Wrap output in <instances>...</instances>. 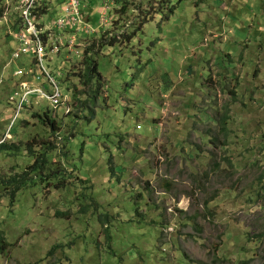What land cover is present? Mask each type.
<instances>
[{
    "label": "rangeland",
    "instance_id": "obj_1",
    "mask_svg": "<svg viewBox=\"0 0 264 264\" xmlns=\"http://www.w3.org/2000/svg\"><path fill=\"white\" fill-rule=\"evenodd\" d=\"M161 1L115 0L103 26L90 4L98 34L77 38L116 43L88 84L83 54L12 60L0 17V140L19 148L0 179L53 148L14 200L0 182V264H264V0ZM19 67L71 112L35 94L16 114Z\"/></svg>",
    "mask_w": 264,
    "mask_h": 264
},
{
    "label": "built area",
    "instance_id": "obj_2",
    "mask_svg": "<svg viewBox=\"0 0 264 264\" xmlns=\"http://www.w3.org/2000/svg\"><path fill=\"white\" fill-rule=\"evenodd\" d=\"M94 1H98L102 6V26L111 24V17L107 22L104 16L109 12L112 16L115 0H0L3 5V8H0L1 17L14 20L16 47L12 52V60L31 57L33 65L45 69V60H51L53 55L60 54L65 49L80 56L86 45L79 41L77 33L91 35L99 31V28L92 25L95 8L90 4ZM29 73L34 75L35 71L30 69ZM15 76L26 78L27 74L19 67ZM49 81L54 87L52 94L47 93L44 87L36 86L31 79L23 80L19 87L22 93L16 114L21 112L29 98L35 94L39 100L48 101L54 110L65 104V112L69 114L71 108L67 95H62L54 78L50 77ZM9 100L17 101L13 97Z\"/></svg>",
    "mask_w": 264,
    "mask_h": 264
},
{
    "label": "trees",
    "instance_id": "obj_3",
    "mask_svg": "<svg viewBox=\"0 0 264 264\" xmlns=\"http://www.w3.org/2000/svg\"><path fill=\"white\" fill-rule=\"evenodd\" d=\"M166 2V3H165ZM171 4V0H164L159 2V6L162 9V11L160 12H165L168 8H170L172 10L173 7L170 6ZM127 9L126 5L122 6V11L125 12ZM114 11V10H113ZM154 11H156L155 7H154ZM0 17H1V12H0ZM94 34H98L94 33ZM101 34V33H100ZM109 31H103L102 35L100 36L99 39V43L97 42H93L91 45H88L86 43V40H84L83 42L86 43V47L82 50V54L84 55V59L82 61V66L85 67L86 69V73H88V78L85 80V83L88 84L90 82H92V79L95 78L96 76L101 79V76L99 74L98 71V63L96 60L93 59V56L91 55V53L93 51L96 52H100V49L102 48V46L106 45V44H115L116 43V39L113 38L112 34ZM110 36V37H109ZM81 40V39H80ZM95 40V39H93ZM97 46L99 47L98 50H95L97 48ZM13 52V51H12ZM74 73V72H73ZM3 77V76H2ZM0 80H2V84H4V79L0 78ZM1 84V85H2ZM0 85V86H1ZM39 117L42 118V122L49 125L51 128V132H55L56 129V122L52 121L49 116L47 115V113H44V115H40V114H35V117ZM5 141L0 140V150H8V151H19L18 147L15 146H7L6 143H4ZM64 149L66 148L63 143ZM55 149V147H54ZM28 153L31 155H35V151L30 148L29 146L27 147ZM49 150H53L52 147H49V149H46L43 153L40 154V156H38L37 158H35L33 160V162L31 163V165H29V169L24 171L22 174L20 175H16L13 178L10 179H0L1 185L4 187V189L8 190L12 187L11 189V197L12 200H14L16 193L22 188L24 187V185L29 181V179H31L32 174H37V173H41L43 177V174H46L45 172L42 173L43 169L45 168V166H48V158H49ZM67 152L64 151L63 155L66 154ZM49 163H50V159H49ZM54 166L53 163H50V167ZM54 169V168H52ZM52 172V170L50 171V173ZM10 192H8L10 194ZM108 220V219H107ZM111 237L110 235L108 236V240H110ZM57 247V246H55ZM109 247H111V245H109ZM241 264H249V261H244Z\"/></svg>",
    "mask_w": 264,
    "mask_h": 264
},
{
    "label": "crops",
    "instance_id": "obj_4",
    "mask_svg": "<svg viewBox=\"0 0 264 264\" xmlns=\"http://www.w3.org/2000/svg\"><path fill=\"white\" fill-rule=\"evenodd\" d=\"M93 20V19H92Z\"/></svg>",
    "mask_w": 264,
    "mask_h": 264
}]
</instances>
